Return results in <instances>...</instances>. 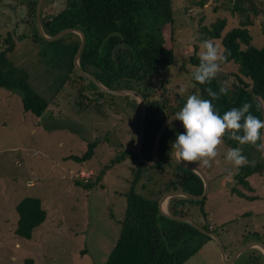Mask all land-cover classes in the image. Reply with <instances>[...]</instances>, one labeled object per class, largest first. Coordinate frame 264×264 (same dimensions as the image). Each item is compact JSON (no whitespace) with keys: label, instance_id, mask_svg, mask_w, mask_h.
Wrapping results in <instances>:
<instances>
[{"label":"rangeland","instance_id":"374dc122","mask_svg":"<svg viewBox=\"0 0 264 264\" xmlns=\"http://www.w3.org/2000/svg\"><path fill=\"white\" fill-rule=\"evenodd\" d=\"M17 1L0 0L2 41L9 33L15 39L33 35L27 2ZM45 2L41 14L54 13L53 0ZM199 2L203 5L199 6ZM237 3L251 22L247 28L252 44L264 47V0H174V25L166 27L164 37L166 46L175 52V63L150 81L154 97L172 103L192 92L193 68L185 62L194 52L199 56L204 50L202 39L222 53L220 41L205 36L204 28H210L217 19L226 20L222 35L238 27L245 15L233 11ZM69 41L65 39L64 43ZM15 43L13 62L21 63L33 89L48 99L49 106L42 118H36L23 110L19 95L0 88V264H25L26 259H33L34 264H104L120 234L126 205L124 193L132 178V163L128 160L108 166L121 151L137 149L140 108L122 96L111 100L102 97L100 108L94 106L97 93L88 82L75 72L65 80L69 59L61 44L35 43L27 38ZM3 46L0 42V50ZM219 65L218 81L225 89L233 90L236 66L224 64L223 60ZM82 86L87 90L81 95ZM261 106L264 114L263 102ZM95 141L98 144L90 160L79 164L66 159L82 156ZM227 150L221 139L217 155L208 167L193 163L209 182L203 206L207 224L210 229L215 228L231 259L234 249L243 240H251L253 234L264 240V175L247 179L252 191L239 185L237 171L224 158ZM247 160L251 164L264 163V129L259 151H252ZM228 170H232V176ZM80 171L86 176L91 173L89 182H95L92 189L75 185ZM161 177L167 180L164 173ZM233 188L248 199L237 195ZM25 197L40 199L47 211L46 221L34 230L31 240L18 238L13 232L15 207ZM167 202L163 211H167ZM185 210L188 220L202 222L198 205ZM184 264L225 263L212 239ZM232 264H252L249 253L243 252Z\"/></svg>","mask_w":264,"mask_h":264},{"label":"trees","instance_id":"16d2710c","mask_svg":"<svg viewBox=\"0 0 264 264\" xmlns=\"http://www.w3.org/2000/svg\"><path fill=\"white\" fill-rule=\"evenodd\" d=\"M63 1L65 6L59 11L47 16H43L42 12L43 32L53 37L67 28L81 31L86 41L79 59L80 67L108 89L134 90L143 96L147 112L142 154L145 161L150 162L154 141L165 120L183 106L189 95L196 94L211 99L204 89L211 88L219 92L222 85L216 75L206 84L195 82L191 77L192 92L188 96L177 97L172 103L154 97L151 93L150 81L170 69L175 63V52L166 46L164 37L166 27L174 25V0ZM26 2L27 11L32 15L30 24L33 35L25 34L15 39L14 35L9 33L3 41L0 40L4 45L0 50V88L19 95L25 112H30L36 118L44 116L49 106L48 99H44L33 89L29 73L20 66L21 63H14L12 60V55L15 54V41L27 38L35 43L61 44L69 59L68 75L65 80L75 72L81 80L88 82L97 93V99L92 101L94 106L100 108L99 99L102 97L111 100L115 95L99 91L74 68L73 61L80 44V37L69 33L54 42H47L39 35L36 26L35 9L38 0H26ZM198 5L202 6L203 2H199ZM234 9V12L245 15V20H240L238 27L222 35L226 20L217 19L210 28H204L205 36L220 41L221 55L226 57L223 63L233 64L237 69V74L234 75L236 79L234 89H226L225 93L220 94L219 98L213 101L214 109L222 115L230 108L240 107L247 102L251 105L249 111L264 120L261 106V102L264 103V47L259 48L252 44V36L247 28L251 22L245 14V9L238 3ZM257 13L258 11H255L254 15ZM65 39L70 40L68 44L64 43ZM118 45L120 47L113 55L112 51ZM43 51L46 53L45 50ZM185 63L195 71L199 64V56L194 52ZM86 90L82 86L81 95ZM122 97L134 101L133 103L140 108L139 102L134 97L128 95ZM181 131L183 129L178 121L166 128L159 141L157 161L153 166L143 164L137 149L123 150L111 160L108 167L126 160L131 162L132 178L129 180L128 190L124 193L126 205L123 219L119 221L120 234L104 264H184L212 240L210 236L188 224L164 217L159 210L160 199L169 192L183 191L200 196L204 189L202 179L196 173L180 167L173 159L170 145L176 134ZM136 132L139 138V123ZM262 133L263 129L256 142L260 146ZM221 139L227 149L241 147L247 159L252 151H259L260 148L248 144L238 145L235 140L228 138L227 133ZM97 144L96 141L90 143L86 152L80 157L68 156L66 159L79 164L86 162L92 158ZM186 163L197 166L193 162ZM163 173L167 175V180L162 179ZM255 174L264 175V163H246L236 172L235 178L239 185L252 191L247 179ZM79 179L82 181L76 180L75 185L83 189H92L95 184L89 182L88 178ZM232 191L242 198H247L234 188ZM206 199L207 196L201 201L173 197L167 202V212L173 216L188 218V211L185 208L196 204L200 207L202 215V222L198 225L207 232L217 235L215 228L210 229L207 224L208 215L203 208ZM15 211L17 220L14 234L23 240H31L34 230L47 219V212L42 207L41 200L25 197L17 203ZM248 242L264 244V240L257 234H253L249 241L243 240L240 245ZM245 252L249 253L252 264H264V255L260 251L250 249ZM24 263L34 264V260L26 259Z\"/></svg>","mask_w":264,"mask_h":264},{"label":"clouds","instance_id":"9594fccd","mask_svg":"<svg viewBox=\"0 0 264 264\" xmlns=\"http://www.w3.org/2000/svg\"><path fill=\"white\" fill-rule=\"evenodd\" d=\"M203 51L199 55V64L192 72V80L200 84L210 83L219 70V61L226 59L218 52V49L209 41L202 42ZM204 91L211 99H205L200 95H189L183 106L169 116L168 123L178 121L183 131L176 134L171 142L170 150L177 163L199 162L208 167L211 160L217 155V146L221 138L227 133L229 139L235 140L238 145H254L264 129V120L253 115L247 102L240 107H232L222 115L214 109L213 101L220 94L226 92L221 87L219 92L211 88ZM238 172L239 168L248 163L241 147L229 148L224 157ZM232 176V170H228Z\"/></svg>","mask_w":264,"mask_h":264},{"label":"water","instance_id":"95a60500","mask_svg":"<svg viewBox=\"0 0 264 264\" xmlns=\"http://www.w3.org/2000/svg\"><path fill=\"white\" fill-rule=\"evenodd\" d=\"M43 3H44V0H38L37 5H36V9H35L36 26H37V30H38L39 35L44 40H46L47 42H54L66 34H69V33L78 34L80 37V44H79V47L76 51V54L74 56V61H73L74 68L78 72V74H80L81 76H83L84 78H86L87 80L92 82L94 84V86L99 91H101L103 93H106L109 95H115V96L128 95V96H132L138 100V102L140 104V122H139V138H138L137 153H138L139 159L143 162V164L145 166H153L155 164V162L157 161L159 141H160L164 131L166 130V128L170 125L168 123L169 118L166 119L165 122L161 125L159 132L156 136V139H155L154 145H153V149H152L151 161L146 162L144 157H143V154H142V143H143V136H144V122H145L146 112H147L145 99L143 98V96L139 92L134 91V90H128V89L111 90V89H108V88L104 87L99 81H97L91 74L87 73L86 71H84L80 67L79 59H80V55H81V53L85 47V41H86L85 35L81 31L76 30V29L67 28V29L60 31L59 33H57L53 37H49V36L45 35V33L43 32V29H42V24H41V9H42ZM119 47H120V45L116 46L113 49V51H112L113 55L115 54L116 50ZM173 122H175V121H172L171 123H173ZM173 159L176 162V164H178L180 167L196 173L202 179L204 189H203V192L200 196H194L192 194H189V193L183 192V191H173V192H169V193L165 194L159 201V210H160L161 214L170 220L188 224V225L192 226L193 228L197 229L198 231H200L201 233L206 234V235L210 236L212 239H214L218 245V250H219L225 264H231L237 257H239L240 254H242L243 252L250 250L252 248H260L263 251V255H264V244H262L260 242H250V243L244 244L242 247L237 249L234 252L231 259H226L225 249H224V246H223L221 240L219 239L218 235H216L215 233L207 232L201 226H199L198 224L194 223L191 220H188L187 218L173 216V215H170L167 211H163V209H162L163 203L168 201L169 199H171L173 197H182V198H186L189 200L201 201L207 196V194L209 192L208 179L205 176V174L201 171V169H199L196 166L187 164V163L179 164V163H177L174 156H173Z\"/></svg>","mask_w":264,"mask_h":264},{"label":"flooded vegetation","instance_id":"af4514ba","mask_svg":"<svg viewBox=\"0 0 264 264\" xmlns=\"http://www.w3.org/2000/svg\"><path fill=\"white\" fill-rule=\"evenodd\" d=\"M52 5H53V8H54L55 12L59 11L60 9H62L65 6L63 0H53V4Z\"/></svg>","mask_w":264,"mask_h":264},{"label":"built area","instance_id":"2783aa9c","mask_svg":"<svg viewBox=\"0 0 264 264\" xmlns=\"http://www.w3.org/2000/svg\"><path fill=\"white\" fill-rule=\"evenodd\" d=\"M81 173L83 174L84 172H83V171H80V173L78 174V177H79V178H89L90 175H91V173H89L87 176H86V174H85V175H81ZM80 175H81V176H80Z\"/></svg>","mask_w":264,"mask_h":264},{"label":"crops","instance_id":"0c3cea01","mask_svg":"<svg viewBox=\"0 0 264 264\" xmlns=\"http://www.w3.org/2000/svg\"><path fill=\"white\" fill-rule=\"evenodd\" d=\"M250 187H251V186H250ZM251 188H252V187H251ZM252 189H253V188H252ZM253 190H254V189H253ZM46 212H47V211H46ZM248 243H250V242H248ZM246 244H247V243H246ZM239 246L241 247L242 245H239ZM239 246H238V247H239ZM252 249L257 250V248H252ZM234 252H235V251H234ZM262 254H263V252H262ZM225 256H226V259H229V256H227L226 253H225ZM237 258H238V257H237ZM237 258H236V259H237ZM236 259H235V260H236ZM235 260H234V261H235ZM234 261H233V262H234ZM233 262H232V263H233ZM232 263H231V264H232Z\"/></svg>","mask_w":264,"mask_h":264},{"label":"bare ground","instance_id":"6f19581e","mask_svg":"<svg viewBox=\"0 0 264 264\" xmlns=\"http://www.w3.org/2000/svg\"><path fill=\"white\" fill-rule=\"evenodd\" d=\"M163 205H164V203H163ZM163 205H162V208L164 207Z\"/></svg>","mask_w":264,"mask_h":264}]
</instances>
